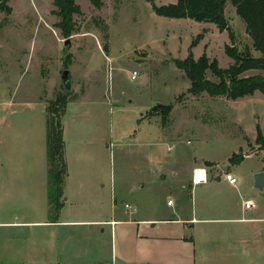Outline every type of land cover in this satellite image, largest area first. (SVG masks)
<instances>
[{
    "label": "rangeland",
    "instance_id": "rangeland-1",
    "mask_svg": "<svg viewBox=\"0 0 264 264\" xmlns=\"http://www.w3.org/2000/svg\"><path fill=\"white\" fill-rule=\"evenodd\" d=\"M101 1L98 8L76 0L81 14L75 16L67 60V38L57 26L53 0H9L11 13L0 11V264H131L118 261L125 249L123 229L115 239L110 225L91 223L109 219L113 205L117 218H139L152 210L163 217L169 214L168 201L184 208L189 194L182 188L190 164L214 160L227 174L229 159L241 148L252 155L238 170L246 190H254L253 173L264 167V152L256 144L257 127L264 133V94L256 92L238 103L206 93L191 95L189 79L174 63L187 58L200 36L192 49L195 58L206 53L229 68L234 60L225 53L231 44L228 32L212 23L160 17L152 9V2L162 6L176 0ZM225 16L240 52L260 57L230 2ZM63 69L71 72L68 91L60 76ZM256 75L264 76V71L241 77ZM206 78L219 82L210 71ZM60 95L80 98L68 106L63 123L69 128L100 126L104 140L91 147L106 150L100 165L72 164L74 178L61 200L64 223L45 224L50 221L47 108ZM170 104L166 119L164 108ZM141 117L158 124L160 135L140 131L145 129L139 127ZM250 197L264 203V193L257 189ZM220 246L231 255L212 253L202 264H264L242 256L232 238L211 247Z\"/></svg>",
    "mask_w": 264,
    "mask_h": 264
},
{
    "label": "crops",
    "instance_id": "crops-1",
    "mask_svg": "<svg viewBox=\"0 0 264 264\" xmlns=\"http://www.w3.org/2000/svg\"><path fill=\"white\" fill-rule=\"evenodd\" d=\"M76 100L69 101L66 109ZM138 124L139 127H145L144 130L141 128L140 131L148 135H153L156 132L158 136L161 133V127L158 124L150 123L142 117ZM62 126L68 166V177L64 187L66 194V191L71 187L70 181L74 178L72 164L90 162L94 166L100 165L106 146L98 149L91 147L97 140L101 143L104 140V136L98 132L101 130L100 126L69 128L65 122L63 123V120ZM88 129L91 133L87 132ZM241 151L246 155L245 149L241 148ZM249 156L252 155L247 154L245 159ZM204 160L206 161L204 165H202L203 160H198V166L193 163L188 167L186 187L183 186L182 190L184 193L188 192L189 200L184 208L176 207L173 202L171 205H167L169 210L167 213L169 214L163 217L157 211L152 210L150 214L139 218H117V205H113L109 219L101 218L91 222L101 226L110 225L115 239L119 227L123 229L125 249L121 250L118 261L131 264H197L199 261L202 264L210 259L212 253L226 251L228 255H231L230 249L226 250L222 246L211 247L212 244L219 243L225 237L232 238L235 244L239 246L240 254L245 258L248 257L250 261L258 260V258L264 260V203L250 197L254 195V186L251 188L254 190H246L240 183V171L238 170L244 160L239 165L228 164L230 167L229 174L237 179L236 184H231L225 178L226 173L224 174L219 168L217 161ZM260 172H264V167L254 172L253 176ZM12 177L15 179L16 176ZM204 177L206 181L202 179ZM82 184L83 182L79 183V186L81 187ZM144 187L145 185L140 188L143 189ZM260 192L264 193V190ZM249 201H252L254 206L246 208L245 204ZM63 210L64 205L59 218L62 216ZM134 210H137L138 213L144 212L141 207ZM61 223L64 222L59 219L54 224ZM45 224L53 223L46 222ZM230 224L237 225L229 226ZM223 225L227 228H222ZM115 252L117 253L116 247ZM227 258L229 257L227 256Z\"/></svg>",
    "mask_w": 264,
    "mask_h": 264
},
{
    "label": "trees",
    "instance_id": "trees-1",
    "mask_svg": "<svg viewBox=\"0 0 264 264\" xmlns=\"http://www.w3.org/2000/svg\"><path fill=\"white\" fill-rule=\"evenodd\" d=\"M9 0H0V11L11 13ZM56 16L60 19L58 28L65 38H70L76 32L75 16L81 14V8L76 0H53ZM95 7H101V0H88ZM231 3L238 16L245 23L247 32L252 39L254 50L260 57L244 54L235 45L236 38L225 16L227 3ZM154 13L170 19H191L198 23H212L220 32H228L231 44L226 45L225 53L234 60L227 69L219 66L216 59L211 61L206 53L196 59L192 49L198 46V39L192 42L187 58L175 60L176 67L181 70L191 83L189 93L199 96L206 93L212 98L225 97L237 101L254 95L264 94V76L256 75L241 77L252 70L264 71V0H176V3L158 6L152 2ZM211 72L219 79L213 82L206 78ZM71 101L67 95H60L49 103L47 108V173H48V203L49 223H57L62 209L61 200L64 197V187L68 177L66 161V146L63 137L62 117L67 104ZM171 104L164 108L166 119L172 111ZM256 144L264 152V133L257 127ZM247 155V154H246ZM241 151L230 159L231 165H239L245 156ZM264 163V156H263ZM210 165V164H209Z\"/></svg>",
    "mask_w": 264,
    "mask_h": 264
},
{
    "label": "water",
    "instance_id": "water-1",
    "mask_svg": "<svg viewBox=\"0 0 264 264\" xmlns=\"http://www.w3.org/2000/svg\"><path fill=\"white\" fill-rule=\"evenodd\" d=\"M71 48H72V37L64 40L63 58L65 60H67L69 58L70 53H71ZM60 76H61V79H62V82L65 86L66 91L70 90L71 84H72L71 72L68 69H63L60 72ZM254 179H255V181H254L255 189H257L259 191H263L264 190V172H260V173L256 174Z\"/></svg>",
    "mask_w": 264,
    "mask_h": 264
},
{
    "label": "built area",
    "instance_id": "built-area-1",
    "mask_svg": "<svg viewBox=\"0 0 264 264\" xmlns=\"http://www.w3.org/2000/svg\"><path fill=\"white\" fill-rule=\"evenodd\" d=\"M137 76H138V72L135 71V72L132 73L131 79H132V80H135ZM225 178H226L231 184H236V183H237V179H236L232 174L227 173V174L225 175ZM202 179H204V181H206V178H205V177L202 178ZM172 203H173L172 201H169V202H168L169 205H171ZM251 206H254V204H253L252 201H249V202H247V203L245 204V207H246V208H250Z\"/></svg>",
    "mask_w": 264,
    "mask_h": 264
}]
</instances>
